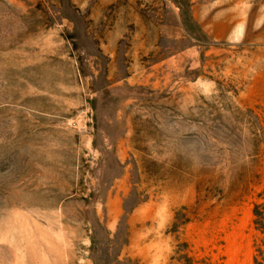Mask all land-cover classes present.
Masks as SVG:
<instances>
[{
  "label": "rangeland",
  "instance_id": "obj_1",
  "mask_svg": "<svg viewBox=\"0 0 264 264\" xmlns=\"http://www.w3.org/2000/svg\"><path fill=\"white\" fill-rule=\"evenodd\" d=\"M0 264H264V0H0Z\"/></svg>",
  "mask_w": 264,
  "mask_h": 264
}]
</instances>
